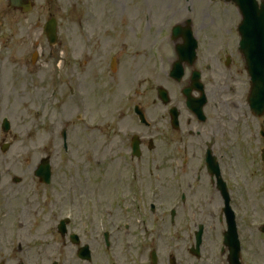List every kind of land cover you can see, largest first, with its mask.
Masks as SVG:
<instances>
[{
    "label": "rangeland",
    "instance_id": "1",
    "mask_svg": "<svg viewBox=\"0 0 264 264\" xmlns=\"http://www.w3.org/2000/svg\"><path fill=\"white\" fill-rule=\"evenodd\" d=\"M39 16H40V10L35 12L30 17L29 16H23V15L18 14V13L14 14V20L12 22V25L8 29L4 30V37L7 39L8 36L10 34H12V37L14 38V40H17L18 36L21 32L25 33V32H29L31 30L35 31V29L32 27L34 25H32L31 23H35L39 19ZM7 30H10V32H7ZM8 55H10V54L8 53ZM22 56L24 58H26L27 52H25ZM10 106L12 108L11 109L9 108V113L12 115L14 123L17 126L18 119H19L20 104L16 102V103L10 104ZM95 141H98V139H95ZM27 156H29V158L33 159V158H35V152L30 151V154L28 155V152L25 151V149L21 148V150L13 149L10 153V157L16 158V159L27 157ZM258 239L260 240L261 236L258 233H256L255 240H258ZM254 245H255V251H257L256 253L257 254L260 253V255H259L260 260H264V248L262 247V244L260 246H258V245H256V242H254Z\"/></svg>",
    "mask_w": 264,
    "mask_h": 264
}]
</instances>
